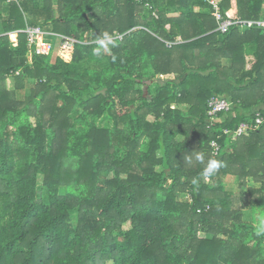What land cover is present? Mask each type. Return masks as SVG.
I'll list each match as a JSON object with an SVG mask.
<instances>
[{"label":"trees","instance_id":"obj_1","mask_svg":"<svg viewBox=\"0 0 264 264\" xmlns=\"http://www.w3.org/2000/svg\"><path fill=\"white\" fill-rule=\"evenodd\" d=\"M20 1L0 0V264H264V126L223 133L264 115V31L221 34L207 0ZM27 26L54 44L32 65ZM214 95L234 106L211 126Z\"/></svg>","mask_w":264,"mask_h":264},{"label":"built area","instance_id":"obj_2","mask_svg":"<svg viewBox=\"0 0 264 264\" xmlns=\"http://www.w3.org/2000/svg\"><path fill=\"white\" fill-rule=\"evenodd\" d=\"M10 3L21 4L20 0H9ZM212 7L213 16L218 24L217 31L221 34L228 33L233 28L243 29H260L264 31V19L253 20H239L234 21L224 17L220 6L215 0H207ZM24 33L27 36V43L29 47L28 52V64L32 65L35 56H50L54 51V44L49 39L50 33L46 32L40 26H27ZM10 40L16 42L18 33H10ZM74 41L71 39H64L63 48L68 51L74 49ZM21 74V71L16 72L15 75ZM233 103H231L223 95H214L208 103V121L211 126L220 123V115L230 113L233 109ZM264 126V115L261 112H257L255 118L251 122H242L233 131L229 129L224 130V135L236 140L241 137L249 135L253 131L259 130ZM212 158L216 159L221 152V146L217 141L211 143Z\"/></svg>","mask_w":264,"mask_h":264},{"label":"clouds","instance_id":"obj_3","mask_svg":"<svg viewBox=\"0 0 264 264\" xmlns=\"http://www.w3.org/2000/svg\"><path fill=\"white\" fill-rule=\"evenodd\" d=\"M96 47L93 50V54L100 56L102 55V53L104 51H107L109 49L110 46H115L114 45V37L109 34L108 32H104L102 35H100L99 37H97L96 41ZM113 62H115L116 57L113 56L112 57ZM198 160H202L203 157L201 155H198L196 157ZM223 167V162L222 161H218L216 159H210L207 163L206 168L204 169V175L205 176H211L214 175L215 172L219 169ZM198 183V179L194 178L193 179V184Z\"/></svg>","mask_w":264,"mask_h":264},{"label":"rangeland","instance_id":"obj_4","mask_svg":"<svg viewBox=\"0 0 264 264\" xmlns=\"http://www.w3.org/2000/svg\"><path fill=\"white\" fill-rule=\"evenodd\" d=\"M39 25H41V24H39ZM55 43H56V45H59V47H57L58 53H60V51H66V52H68V50H65L63 48V42L60 43V40L56 39L55 40ZM29 87H31V86L28 85L27 88H29ZM28 91H25V92L21 93L20 98L21 97L24 98L25 95H23V94L27 93ZM105 125H106V123L104 121L99 122V126L100 127H104ZM224 185H225V189L227 191L234 192L236 194L241 193V188L239 187V180L237 178H228V179H225L224 180ZM250 186L252 187L254 185H250ZM185 199L187 200L186 197L183 198V200H185ZM251 218H252L251 213L250 212H246L245 213V220L250 221ZM125 228L126 229H129V225H126ZM199 236L202 237V238H208V235H205V234H200Z\"/></svg>","mask_w":264,"mask_h":264},{"label":"crops","instance_id":"obj_5","mask_svg":"<svg viewBox=\"0 0 264 264\" xmlns=\"http://www.w3.org/2000/svg\"><path fill=\"white\" fill-rule=\"evenodd\" d=\"M260 19H264V18H260ZM241 29H243V28H241ZM244 30H248V29H244ZM7 88H8V90H13L14 89V81H13V79H8L7 80ZM246 113H248V112H246Z\"/></svg>","mask_w":264,"mask_h":264}]
</instances>
